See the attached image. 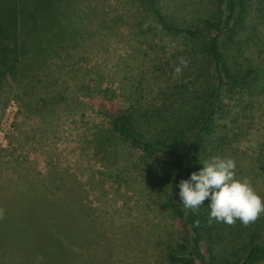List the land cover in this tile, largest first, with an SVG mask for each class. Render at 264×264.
Instances as JSON below:
<instances>
[{
	"label": "rangeland",
	"instance_id": "obj_1",
	"mask_svg": "<svg viewBox=\"0 0 264 264\" xmlns=\"http://www.w3.org/2000/svg\"><path fill=\"white\" fill-rule=\"evenodd\" d=\"M74 1L78 43L39 72L43 84L62 90L61 103L28 110L18 84L9 77L0 84V209L21 206L29 213L41 247L36 263L29 264H172L168 248L182 241L186 228L162 196L177 187L156 184L137 148L106 139L109 125L100 100L112 96L123 108L158 102L160 91L178 80L170 53L180 39L166 35L131 0ZM208 7L209 0H168L167 9L196 23ZM255 26H249L238 63L252 58L264 64V20ZM222 96L225 111L216 117L209 157L232 158L236 177L247 179L264 199V84L228 88ZM207 204L202 237L215 264L244 256L249 232L264 242V213L247 225L226 224L209 219ZM14 247L11 255L2 243L3 261L28 264L29 248Z\"/></svg>",
	"mask_w": 264,
	"mask_h": 264
},
{
	"label": "trees",
	"instance_id": "obj_2",
	"mask_svg": "<svg viewBox=\"0 0 264 264\" xmlns=\"http://www.w3.org/2000/svg\"><path fill=\"white\" fill-rule=\"evenodd\" d=\"M131 1L141 6L166 35L179 37L170 58L181 71L174 85L160 91L158 102L123 108L112 96H104L100 105L108 119L106 139L137 148L140 161L154 173L156 184L164 189L170 184L177 187L179 180L202 166L199 161L209 158L216 117L225 111L223 92L228 88L242 89L256 81L264 84L263 63L259 65L252 58H245V63L236 61L237 53L242 54L240 48L251 35L249 26L252 24L254 30L257 20H264V1L209 0L205 17L196 23H187L167 9L168 0ZM74 2L0 0V84L8 77L18 84L25 109L34 111L39 105L48 110L64 97L60 88L43 84L39 72L56 55L69 56L68 49L78 43L81 27ZM254 10L257 12L253 15ZM14 97L19 99L18 95ZM154 155H160L162 160L155 161ZM177 192L162 196L163 204L186 228L182 241L168 248V260L172 264H215L212 249L206 247L202 237L206 229L202 204L196 209H185ZM12 207L9 211L0 209V241L9 244L11 255L16 252L14 245L28 247L33 254L26 261L36 263L34 253L41 247L36 244L29 213L24 207ZM16 214L19 217L15 218ZM54 237L59 239L56 234ZM247 239L249 248L245 255L227 264L264 259V242L259 233L249 232ZM2 243L0 263L7 264L3 261ZM23 262L19 259V264Z\"/></svg>",
	"mask_w": 264,
	"mask_h": 264
},
{
	"label": "clouds",
	"instance_id": "obj_3",
	"mask_svg": "<svg viewBox=\"0 0 264 264\" xmlns=\"http://www.w3.org/2000/svg\"><path fill=\"white\" fill-rule=\"evenodd\" d=\"M186 66V61H181ZM175 71L179 73L180 67ZM196 171L177 184L179 202L185 209H196L208 201V217L232 224L239 220L247 225L264 213V199L253 190L247 179L235 175V162L230 157L211 156Z\"/></svg>",
	"mask_w": 264,
	"mask_h": 264
}]
</instances>
